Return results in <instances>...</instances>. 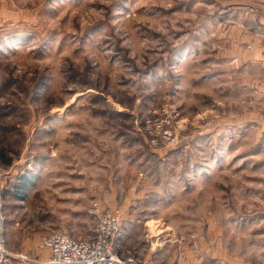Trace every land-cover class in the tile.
<instances>
[{"label":"rangeland","instance_id":"1","mask_svg":"<svg viewBox=\"0 0 264 264\" xmlns=\"http://www.w3.org/2000/svg\"><path fill=\"white\" fill-rule=\"evenodd\" d=\"M0 153L9 264H264V0H0Z\"/></svg>","mask_w":264,"mask_h":264},{"label":"built area","instance_id":"2","mask_svg":"<svg viewBox=\"0 0 264 264\" xmlns=\"http://www.w3.org/2000/svg\"><path fill=\"white\" fill-rule=\"evenodd\" d=\"M0 218V264H9ZM117 221L111 214L101 216L92 227L88 239L75 241L67 234L54 232L43 239L49 249L46 264H137L132 258L122 260L114 252L113 239L117 234Z\"/></svg>","mask_w":264,"mask_h":264},{"label":"crops","instance_id":"3","mask_svg":"<svg viewBox=\"0 0 264 264\" xmlns=\"http://www.w3.org/2000/svg\"><path fill=\"white\" fill-rule=\"evenodd\" d=\"M22 253H24V252H22ZM32 254L34 255V257L37 258V260L34 261L35 264H45V261H46L47 256H48L47 250L45 248H42V249L36 248L35 250L32 251ZM34 263H29V262L23 261V260L15 257V258H13L12 264H34Z\"/></svg>","mask_w":264,"mask_h":264},{"label":"trees","instance_id":"4","mask_svg":"<svg viewBox=\"0 0 264 264\" xmlns=\"http://www.w3.org/2000/svg\"><path fill=\"white\" fill-rule=\"evenodd\" d=\"M0 159H3V155H2V153H0Z\"/></svg>","mask_w":264,"mask_h":264}]
</instances>
